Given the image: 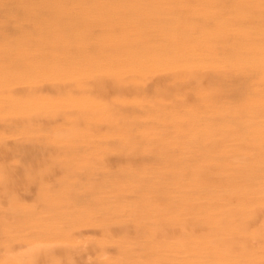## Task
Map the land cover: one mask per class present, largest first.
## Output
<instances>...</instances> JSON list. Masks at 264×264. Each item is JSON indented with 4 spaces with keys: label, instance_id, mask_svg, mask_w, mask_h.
Here are the masks:
<instances>
[{
    "label": "rangeland",
    "instance_id": "rangeland-1",
    "mask_svg": "<svg viewBox=\"0 0 264 264\" xmlns=\"http://www.w3.org/2000/svg\"><path fill=\"white\" fill-rule=\"evenodd\" d=\"M48 4L0 0V264H264V0Z\"/></svg>",
    "mask_w": 264,
    "mask_h": 264
},
{
    "label": "bare ground",
    "instance_id": "bare-ground-1",
    "mask_svg": "<svg viewBox=\"0 0 264 264\" xmlns=\"http://www.w3.org/2000/svg\"><path fill=\"white\" fill-rule=\"evenodd\" d=\"M36 1H42V2L49 3L48 4L49 10H47V12H48V14L54 15V17H53L54 21L52 22L51 26L48 27L49 34H47V35L61 36L63 33V17L68 16L67 14L63 16V13H64L63 9H62L63 6L61 8V4L63 3V0H36ZM55 6H57L59 8V11H57L55 9L56 8ZM77 14L80 15V13H77Z\"/></svg>",
    "mask_w": 264,
    "mask_h": 264
}]
</instances>
